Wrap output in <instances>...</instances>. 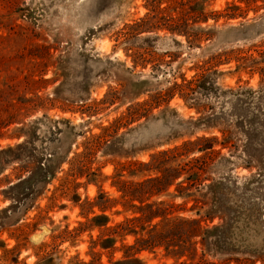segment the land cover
I'll use <instances>...</instances> for the list:
<instances>
[{
    "label": "rangeland",
    "instance_id": "374dc122",
    "mask_svg": "<svg viewBox=\"0 0 264 264\" xmlns=\"http://www.w3.org/2000/svg\"><path fill=\"white\" fill-rule=\"evenodd\" d=\"M195 1L204 8L191 9ZM202 12L207 21H198ZM181 17L187 32L173 34ZM263 47L264 0H0V264H116L134 254L141 242L132 234L103 247L135 215L121 186L140 181L130 172L155 152L202 135L221 137L224 122L242 108L214 87L193 93L196 78L219 69L225 90L258 88L259 73L238 70L236 56H256ZM213 55L224 63L216 66ZM187 81L193 89L184 97L179 87L169 90ZM213 107L216 118L200 119ZM259 131L250 139L253 158L222 160L218 171L226 179L213 192L149 199L210 225L221 219L211 222L206 210L229 209L248 264H264ZM103 213L107 223L95 225L92 218ZM161 243L136 256L143 264H236L204 254L201 244L191 259Z\"/></svg>",
    "mask_w": 264,
    "mask_h": 264
},
{
    "label": "trees",
    "instance_id": "16d2710c",
    "mask_svg": "<svg viewBox=\"0 0 264 264\" xmlns=\"http://www.w3.org/2000/svg\"><path fill=\"white\" fill-rule=\"evenodd\" d=\"M195 3V7H189L194 10H200L197 9L200 6L204 8L199 1H195ZM183 6L185 7L184 4ZM198 18V21L204 22L207 21L208 16L202 12L198 15ZM174 24V26H170L173 34L187 32L185 29L187 27H181V25L186 24L182 17ZM205 30V28H202V31ZM257 53L256 56L247 54L236 56V60L238 70L259 73L261 83L258 88L239 85L225 90L218 84L217 79V75L222 71L214 69V71L202 73L196 78L199 81L197 84L198 89L192 88V81H187L184 84L175 83L174 87L176 88L169 89L174 92L179 87L184 97L192 89L193 93L203 96L206 91L214 87L218 92V97L223 96V93H228L229 98L241 106L242 109H240L241 111L235 109L229 124L224 122L221 137L198 136L196 139L187 140L181 145L153 153L149 161L136 162L130 174L139 177L140 181L134 183L133 186H121L120 189L124 191V197L132 196L131 206L135 215L118 224L120 228L105 238L103 247L111 248L118 238L127 234L138 237L137 242H141V245L137 247L134 254L119 259L116 264H143L141 258L136 256L137 252L142 249L161 246L163 245L161 242L164 241L168 242L166 249L174 256L188 255L192 259L195 257L197 245L201 244L204 254H213L227 263L248 264L250 259L244 257V255H248L244 245L245 240L233 237L236 218H233V213H229V209L212 207L206 210L205 215L211 222L214 221L215 217L221 219L219 223L210 225L204 224V221L198 217L175 214L174 205H169L165 200L149 202V199L153 196L160 198L163 195H174L176 193L177 195H183L185 189L191 191L194 188L203 189L207 187L213 192L215 184L226 179V176L221 175L218 171L219 168L224 166L222 160H231L232 156H240L241 159L253 158V153L249 151L250 146L253 144L250 139L255 140L257 131L262 132L264 128V47L258 49ZM221 58L222 55H213L210 61L218 66L224 63ZM218 115L219 112L213 107L210 114H203L200 119L208 118L209 122V119H214ZM203 125L205 129L212 126L205 123ZM238 135H243L245 141L242 143L237 142V139H240ZM240 141L242 140L240 139ZM216 146H220L219 149H216ZM226 148L229 149L228 153L223 152V149ZM191 155L193 156L190 157ZM218 157H221V160L218 161ZM183 174H187L185 180L175 183ZM216 175H219V180L215 177ZM118 176H121V174H118ZM186 182L188 183L186 184ZM173 185H176L175 193L170 191ZM131 187L136 194L130 190ZM192 195L191 192L187 196L191 197ZM100 196L108 202L104 193H100ZM212 200L216 203L217 199L214 196ZM202 207L204 206L202 205ZM105 218L108 217L103 213L94 216L92 221L95 222V225H102L108 221ZM155 218H160V220L152 223ZM100 219H104L105 222L98 223ZM252 255L255 259L261 258L260 254L254 253ZM52 259V257L49 258L47 262H51Z\"/></svg>",
    "mask_w": 264,
    "mask_h": 264
}]
</instances>
